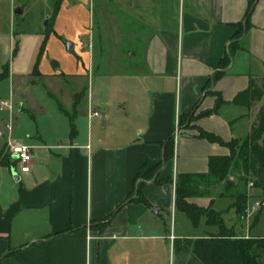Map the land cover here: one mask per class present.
<instances>
[{"label":"crops","instance_id":"obj_1","mask_svg":"<svg viewBox=\"0 0 264 264\" xmlns=\"http://www.w3.org/2000/svg\"><path fill=\"white\" fill-rule=\"evenodd\" d=\"M118 4L115 36L107 27L100 37L122 40V51L109 57L100 49L98 57L97 35L87 31L82 55L88 69L75 61L77 86L61 115L30 113L35 129L16 130L10 122L0 134V264H165L175 241L202 238L182 231L187 223L196 226L176 206L178 177L206 174L211 157L229 154L198 138V129L226 143L250 133V110L233 102L259 74L238 71L237 55L214 78L224 70L250 0H179L178 16L166 3L157 17L150 0H134V15L125 0ZM250 24L241 52L248 64L264 68V0L256 1ZM108 66L115 73L91 80L97 68ZM172 136L173 157L165 162ZM9 142L33 147L29 173L20 172ZM160 162V183L142 185L150 205L129 201L142 167ZM215 190L188 202L220 213L216 201L230 196Z\"/></svg>","mask_w":264,"mask_h":264},{"label":"rangeland","instance_id":"obj_2","mask_svg":"<svg viewBox=\"0 0 264 264\" xmlns=\"http://www.w3.org/2000/svg\"><path fill=\"white\" fill-rule=\"evenodd\" d=\"M120 1L122 2V0H0V72L8 64L10 71L8 77L0 81V134L8 131L7 124L10 122L11 126L14 124L13 128L15 127L16 130L35 129V122L30 113L39 117L61 115V104L64 106L72 99V93L77 86L71 73L80 68L88 69L87 60L82 55L83 51H88L84 47L85 42L89 41L87 31L93 29L94 36L97 35L98 57H100V49H103L105 52L103 54L109 57L122 51L124 47L122 40L110 42L100 37L106 32L107 27L115 36V17ZM133 1L125 0V3L127 8L130 7L129 12L134 15ZM166 3H170L172 11L178 16L179 0H150V9L157 17L159 16L157 9L165 6ZM17 8L23 9V14H16ZM47 18L48 24L45 26ZM110 20L112 22L108 25ZM80 33L82 35L78 37ZM68 42L74 43L71 51H67ZM241 51L235 54L238 55L236 69L238 71L250 69L264 77V68L256 64H248L247 62L250 61ZM76 60L81 62L78 66L80 68H74ZM108 67L97 68L91 80L100 82L106 73H115L116 67ZM83 82L87 86L89 79L86 78ZM99 93L101 86L98 85L95 88V100L100 97ZM6 102L11 104L12 109L10 106L2 105ZM20 106L24 108L21 110ZM261 106L262 103L254 106L250 111L251 129ZM246 138L239 140L243 141ZM247 187L245 181L240 180L238 187L234 189L235 194L247 192L250 196L249 211L247 209L245 219L237 216L233 198H219L214 208L220 211L226 228L233 230L237 238L250 236L254 242L260 240L256 241L260 243H255L253 254L257 256L259 264H264V206L261 205L263 193L258 189ZM212 190L210 194L213 195L216 190ZM202 192L206 193L207 189L203 188ZM167 216L170 222L171 217ZM181 228L182 231L189 230L193 236L202 237H205L207 232L215 234L220 232L219 227L206 225L204 219L196 230L190 223H187V228L183 225ZM192 261L196 260L190 250L189 253L173 252L165 264H189Z\"/></svg>","mask_w":264,"mask_h":264},{"label":"trees","instance_id":"obj_3","mask_svg":"<svg viewBox=\"0 0 264 264\" xmlns=\"http://www.w3.org/2000/svg\"><path fill=\"white\" fill-rule=\"evenodd\" d=\"M256 1L250 0L246 21L238 26L239 29L234 36V41L221 64V68L224 70L218 71L214 75L215 79L225 74V70L230 66L238 51H247L242 42L245 34L251 29L250 16L255 9ZM8 75L9 65H6L0 73V81ZM223 103L224 101L219 98L218 106ZM233 103L246 107L250 111L253 110L254 106L262 103L250 134L243 141L233 139L226 143L220 137L199 128L198 138L228 148L229 154L211 157L208 173L180 175L176 183L177 208L185 212L196 227L203 218H206L208 225L217 226L220 229L217 234L206 235L198 239L175 241L177 254L182 253V251L189 253L191 250L196 261L189 264H259L257 256L253 254V248L257 243L256 241L260 240L254 242L251 238H237L233 230L226 228L221 213L212 208L205 209L188 202L190 198L203 194V188H206L207 192L220 188L221 195L235 199L236 214L240 219H245L250 196L247 192L234 195V189L238 187L239 181L244 180L246 186L262 191L263 201L261 205L264 206V77L259 75L252 77L249 88L239 94ZM194 119L192 117L190 121L193 122ZM173 153L174 137L172 136L165 145V162L172 159ZM161 165V162L157 164L148 163L142 167L134 182L133 191L136 196L129 201L150 205L142 195V185L143 182L151 180L160 183L155 175ZM236 179L238 183L235 182Z\"/></svg>","mask_w":264,"mask_h":264},{"label":"built area","instance_id":"obj_4","mask_svg":"<svg viewBox=\"0 0 264 264\" xmlns=\"http://www.w3.org/2000/svg\"><path fill=\"white\" fill-rule=\"evenodd\" d=\"M7 105V103H3ZM91 116L101 117L98 112H92ZM10 155L15 157V160L19 163L20 172L27 174L31 171V165L33 162V147L21 143H8ZM15 171V170H14ZM257 208V207H256Z\"/></svg>","mask_w":264,"mask_h":264},{"label":"water","instance_id":"obj_5","mask_svg":"<svg viewBox=\"0 0 264 264\" xmlns=\"http://www.w3.org/2000/svg\"><path fill=\"white\" fill-rule=\"evenodd\" d=\"M15 13L16 14H23V9H21V8H17L16 10H15ZM47 24H48V18L46 19V21H45V26H47ZM66 46H67V50L68 51H71L72 50V48H73V44L72 43H67L66 44ZM54 66H57L58 64H53ZM17 180H18V178H17Z\"/></svg>","mask_w":264,"mask_h":264}]
</instances>
